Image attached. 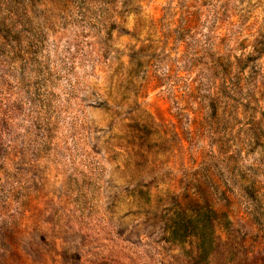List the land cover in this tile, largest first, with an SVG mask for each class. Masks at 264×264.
Segmentation results:
<instances>
[{"label":"rangeland","instance_id":"rangeland-1","mask_svg":"<svg viewBox=\"0 0 264 264\" xmlns=\"http://www.w3.org/2000/svg\"><path fill=\"white\" fill-rule=\"evenodd\" d=\"M0 264H264V0H0Z\"/></svg>","mask_w":264,"mask_h":264}]
</instances>
